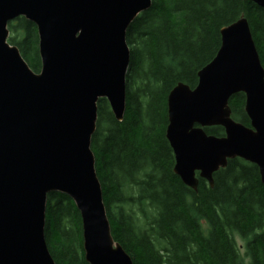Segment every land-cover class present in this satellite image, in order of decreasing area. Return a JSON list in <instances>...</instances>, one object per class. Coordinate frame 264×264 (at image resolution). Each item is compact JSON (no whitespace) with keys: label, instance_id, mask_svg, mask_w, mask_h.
Wrapping results in <instances>:
<instances>
[{"label":"water","instance_id":"1","mask_svg":"<svg viewBox=\"0 0 264 264\" xmlns=\"http://www.w3.org/2000/svg\"><path fill=\"white\" fill-rule=\"evenodd\" d=\"M264 8V0H252ZM151 0H0V264H56L44 235L47 195L60 192L81 217L89 264H134L111 235L91 138L97 101L115 119L126 107V31ZM35 24L39 71L8 42V22ZM214 57L194 87L168 92L166 139L173 172L193 190L199 178L242 158L264 184V67L247 19L220 28ZM245 95L249 125L231 115L230 97ZM221 126V136L204 127Z\"/></svg>","mask_w":264,"mask_h":264},{"label":"trees","instance_id":"2","mask_svg":"<svg viewBox=\"0 0 264 264\" xmlns=\"http://www.w3.org/2000/svg\"><path fill=\"white\" fill-rule=\"evenodd\" d=\"M244 16L264 67V8L252 0H151L126 31L129 65L126 107L118 121L105 98L97 101L91 138L111 235L134 264H264V184L258 167L229 159L199 178L197 190L173 172L166 139V100L178 82L191 88L197 71L220 45V28ZM8 42L39 71L34 23L8 22ZM245 95L229 99L232 117L249 125ZM221 136V126L204 127ZM45 241L56 264H89L84 258L81 217L66 194L47 195ZM236 236L244 240L241 247Z\"/></svg>","mask_w":264,"mask_h":264},{"label":"rangeland","instance_id":"3","mask_svg":"<svg viewBox=\"0 0 264 264\" xmlns=\"http://www.w3.org/2000/svg\"><path fill=\"white\" fill-rule=\"evenodd\" d=\"M235 241H236V244L238 245V247H241V250H242L243 249L242 244L244 243V240L241 237L236 236Z\"/></svg>","mask_w":264,"mask_h":264}]
</instances>
